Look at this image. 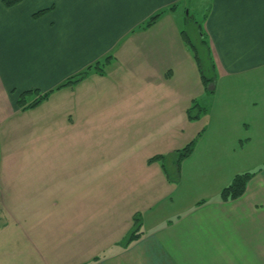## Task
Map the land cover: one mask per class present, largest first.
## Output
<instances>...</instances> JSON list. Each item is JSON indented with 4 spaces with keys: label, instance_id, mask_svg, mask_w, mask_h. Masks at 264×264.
Segmentation results:
<instances>
[{
    "label": "crops",
    "instance_id": "obj_1",
    "mask_svg": "<svg viewBox=\"0 0 264 264\" xmlns=\"http://www.w3.org/2000/svg\"><path fill=\"white\" fill-rule=\"evenodd\" d=\"M182 1L0 0V233L23 229L0 247V264H264V0H204L196 31L215 65L208 95L183 30L201 0ZM107 57L102 72L60 87ZM35 91L50 92L44 117L19 104ZM197 92L204 112L191 120ZM162 107L175 118L163 121ZM63 130H79V176L52 199L48 143ZM199 133L169 181L150 160ZM258 168L242 196L220 199ZM25 182L43 204H14ZM138 214L140 236L126 245Z\"/></svg>",
    "mask_w": 264,
    "mask_h": 264
},
{
    "label": "rangeland",
    "instance_id": "obj_2",
    "mask_svg": "<svg viewBox=\"0 0 264 264\" xmlns=\"http://www.w3.org/2000/svg\"><path fill=\"white\" fill-rule=\"evenodd\" d=\"M204 2H205L204 0H201V1L196 3L195 6H197V7L201 6L202 10L201 11L199 10V12L195 15V19H196L195 23L190 22L188 24V23L183 22V30H185L189 34V36L191 37V40L193 41V43L195 45L200 46L199 48H201V50H202L201 53H202L204 65L208 69V68H210V65H211L210 59L208 57L206 47L203 46V44L201 43L200 37H198L197 31H196V30H198L199 26L204 25V22L206 19L205 16L208 12V10L206 9V5L208 4V2H206V3H204ZM183 3L185 5L189 6L192 3V1L191 0H184L182 2H179L177 4V6H181ZM163 11L165 12V10H163ZM186 14H187V12H186ZM206 94L208 95V92H206ZM199 96H200V94H198V92H197L196 93V98H197L196 102L199 104H202L204 106L205 101H204L203 97H199ZM24 97H25L24 103L29 104L32 101L36 100L38 97H40V94H38L35 91V92H33V94L31 93V94L24 95ZM20 99H21V97H20ZM43 102H45V100ZM70 104L75 105L76 114H79V109H78L79 108V101L77 102V101L73 100V101H70ZM69 105H66V102H64V107H67ZM39 106H41V105L39 104ZM39 106H37V107H39ZM46 106H47V104L42 105L41 109L39 110V113L41 114L42 117H44V115L46 114V109H47ZM174 106L175 107L173 108V112L176 114V109L178 106L176 104ZM34 108H36V107H34ZM28 109H33V108H28ZM160 112H161L160 115L163 118V121L164 120L170 121L171 119L175 118L174 114L170 115L168 112H166L164 110L163 107L160 109ZM30 114H31L30 112L25 113L22 116V118H27L28 116H30ZM77 119L79 122V118H77ZM37 125H39V127L40 126L44 127L45 125L54 126L55 124L50 125L47 123L44 125H41V124H37ZM63 131L64 132H62L60 134L53 135L51 142L48 143L49 148H50V154L49 155L52 157H56V160H55V162L52 161V164L46 168V169H49V171L47 172V174L44 178L45 179L44 181L46 182V185L44 187V194L47 193L50 190V188L53 187L51 190L52 199H54V197L56 195L57 186L60 187V182L62 184L61 189L63 190V189H65V187H68V186L76 183V178L79 176V130L77 132L73 131V130H63ZM189 142H190V140H188V142H186V145ZM35 144H38V143H35ZM28 151H27V148H25L20 155L21 156H27ZM78 180H79V178H78ZM55 186H56V188H54ZM28 191H29L28 190V182L27 183L25 182V184L21 185V187L18 191L16 201L14 204L20 205L22 207H28L29 205H33L35 203L36 204H43L42 201L38 200L39 195H41L38 192V190H37V192L39 195H37L33 189H32L31 194L28 195ZM62 204H66V203L62 202ZM22 234H23V229L16 230V231L13 229H9L7 231L1 232L0 233V247H10L9 246L10 245V242H9L10 239L12 237L22 238L20 236ZM1 258L2 257H0V259Z\"/></svg>",
    "mask_w": 264,
    "mask_h": 264
},
{
    "label": "trees",
    "instance_id": "obj_3",
    "mask_svg": "<svg viewBox=\"0 0 264 264\" xmlns=\"http://www.w3.org/2000/svg\"><path fill=\"white\" fill-rule=\"evenodd\" d=\"M21 1L22 0H4V3L7 7H12ZM44 12H45V10H42L35 15H39V14L44 13ZM163 12L164 11L162 10V11L158 12L157 14H155L154 16H152L150 18V20L147 22L146 26H150L151 24L155 23L158 20V18L162 15ZM185 38L189 42L190 48L193 49L195 52V56H196L197 63L199 66V71H200L201 78H202V82H203V85L206 89V92L212 93L214 91V89H213L214 85L213 84H214V81L216 80V77H215L216 75L214 73V67H215L214 62L211 59V57L209 56V46L207 45V43L205 41H203V46L206 47V51L208 53V57L210 59V64H211L210 68L207 69L204 65V61H203L202 53H201L202 52L201 48L194 45L188 37H185ZM109 60H110V57H107L104 62H97L95 65L88 67L85 71H82L79 74L70 78L67 82L60 85V87H64V86L72 85V84H77L79 81H81L89 73V71L92 68L99 71V72H102L103 68H104L103 66ZM24 95H25V93L21 94V96H20L21 99L19 100V104L21 105V107L23 109H28V108L37 107L39 104H41L45 99H47L49 97L50 92L38 97L36 100L32 101L29 104L24 103V99H25ZM203 112H204V108H202L199 105V103H197L196 101H194V103L187 110L188 117L191 120L199 119L200 115L203 114ZM200 136L201 135L199 133L186 146H184L181 149L175 150L173 153H171V155H169V156H167V155L155 156L150 161L161 160L163 162V166L165 168V171L167 173V177H168L169 181L177 183L180 179L181 161L183 159H185L186 157H188L193 152ZM168 157H170L169 161L171 163L172 170L168 166V162H169ZM260 169L261 168L237 174L233 178V180L226 187L223 188V190L220 193V199L222 201H229V200H233V199H236V198H239L240 196H242L247 189V185H248L249 181L254 177V175ZM201 203H203V202H201ZM141 224H142L141 215L138 214L134 218V228L131 231V233L129 234V236L126 238L127 239L126 243H125L126 245L130 244L135 239H138V237L140 236L139 230L141 228Z\"/></svg>",
    "mask_w": 264,
    "mask_h": 264
}]
</instances>
